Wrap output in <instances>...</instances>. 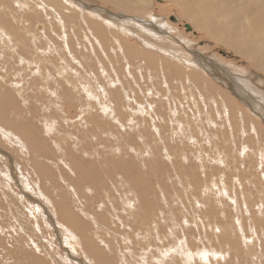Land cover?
I'll return each instance as SVG.
<instances>
[{
    "label": "rangeland",
    "instance_id": "374dc122",
    "mask_svg": "<svg viewBox=\"0 0 264 264\" xmlns=\"http://www.w3.org/2000/svg\"><path fill=\"white\" fill-rule=\"evenodd\" d=\"M42 1L45 2V0ZM230 1H233L232 4L233 7L232 6L231 7L234 9L236 6L241 4V2L244 5H248L249 2H252L253 0L252 1L230 0ZM28 2H31V0H28ZM71 2L74 6L73 5L72 6L69 5V6L72 10V15L74 19L84 18V14H88L89 16L91 15L90 17L93 19V21L95 20L97 22L103 23L105 26H108L107 23L103 22L101 18L98 19V15L94 13L93 14L89 13L88 10H84V8H82V6L84 7V3H83L84 0H72ZM172 4L173 3L168 0L165 1L151 0L149 4V9L146 11L145 14H135V15L127 14L128 15L127 17L134 18V20L136 19L135 21H132L133 23L130 25L132 26L134 24L136 26L135 28H137V26H140L141 25L140 22L142 21L145 23H147L146 21H150L147 14H151V13L153 15H156L158 19V21L155 22L156 26L167 27V29L164 28L163 31L164 34H157L156 30L154 31L151 30L153 33L156 32L154 33L155 35L152 34L151 31H149L151 29L150 27H145L146 30L148 29L147 32L144 35H142L148 38V40L144 41L145 43H143L141 40L139 41L138 38L136 39L135 36H131L132 39H136L137 43L141 42L143 44H147L146 49L158 56L159 53L160 56L163 55L166 56L167 54L169 55L168 51L172 53L180 52L179 54L180 57L186 60L184 61V63L194 60L195 55L193 54V52L198 50L205 53V57L207 58L208 57L210 58L211 56L212 57L216 56L217 58L221 59L223 63L224 62L225 64L229 63L235 66L236 68L246 69L248 67V63L245 60L241 59L238 55L234 54L232 51L224 48L223 46L214 48L210 40L203 38L201 39V32L197 29H194L193 25L189 23V21H187L186 18L184 17V13L182 12V10H179V7L172 6ZM97 5H100L99 7L104 8V10L107 12L104 13L105 11L102 8H100V11L102 12L104 11L103 13L102 12L100 13L103 16H107L109 14H115V15L116 14L120 15L123 13L126 14V12H120L108 6H103L101 3H98ZM97 5H95L96 9H98ZM186 6L190 9H193L195 7V5L193 4H188ZM250 6L252 8L246 6V8H248L249 10H246L245 16H250L251 18L253 15L256 14L257 8L253 7L252 5ZM43 9L45 10V12L48 13L50 17H52L50 18V20L52 21L51 23L58 25L60 31L63 34L64 26L61 25V22L58 20L59 13L57 12V14H55L56 11L51 12L45 7H43ZM10 10L11 8L8 9L9 13L13 15L14 12H10ZM12 10H14V8H12ZM31 11L37 12L36 7L34 6ZM31 11L27 12L26 14L28 15L33 14ZM11 14H8V19H9L8 22H12ZM244 18H242V20L239 21V24H241L244 21ZM104 19L107 20V18ZM173 19L175 20L172 21ZM33 25H35V23ZM113 28L115 29V27ZM123 30L124 29L122 28L120 30L118 29L119 32L116 30V33L120 37H127L128 36L127 31L126 30L123 31ZM52 31L51 29H47L46 34L53 35L54 36L53 39L46 40V38L44 39L39 34L37 36L38 41L40 43L47 44L50 47L49 56L52 54L53 56H55L56 53L58 54L60 53L58 52L60 50L55 48V47L58 48L59 44L61 48L66 45L71 46L68 42L64 43L65 40L63 41L60 35H56L55 32ZM86 32L87 30L84 29V34L81 35L80 32L76 31L75 29H71L70 40H73L72 43L77 47L78 51H76L77 54L76 56L79 57L77 59L75 58L73 54V49L71 48L72 55L69 56V62L73 67V68L71 67L73 69V73L72 75L66 71L61 73V76L63 77L67 74L70 75L69 77L70 82L68 81L69 82L68 86L73 91L72 93H75L74 99H72L71 101H65L60 97H59L60 99L56 98V96L54 95V93L56 92V88H54L55 86H52L53 90H50L48 89V87L46 88L44 86V87H40L38 90L43 92L47 96V98L49 97L51 99L50 104L49 103L45 104L44 102L40 103L37 100L36 96L31 100H26V102L30 104V110L32 108H40L39 112L42 111V113H46V114L48 113L49 115L52 110L57 111L56 113L57 118L54 119L55 121H53L49 117L40 116V118L37 119L38 122L36 123L37 127L39 126L38 131L42 132L43 134L45 133L44 135H46V137L48 136L47 139H49V143L52 144L51 142H53L55 148L60 147L59 150L61 151V145L64 147V143L66 142L65 147L67 146L71 149V145L67 141L72 140L71 143L73 144V150L75 151L77 145L79 144V142H81L80 139L83 137L84 134V138L85 137L86 138L84 139V145H83L84 153L82 154V156H84V154L85 155L87 154L86 153L88 148L87 145L90 143H91L90 144L91 150H98L97 152L106 150L105 153L101 154L100 156L94 154L96 152H90L89 153L90 156H85L83 159H87L89 162L94 163L95 169L97 171H100L102 175L105 174L106 178L107 176L110 178L109 181L105 180L103 184L101 183V186L102 185L109 186L110 190L109 192L107 191L100 192L98 197L96 193L99 192V189L97 188L98 185H96L94 186V188H89L87 190L90 193L89 199L84 198L85 188L84 185L82 184L81 179L79 177L77 178V176L74 175L73 171L70 169L68 165L67 167L65 166L64 169L66 171L68 169V171H71V173L73 174L72 178L67 179V181L71 180L76 190L71 187L69 188L67 187V189L71 194V197L68 199L70 200L73 208L76 211H74L75 212L73 213L74 215H67L66 218L62 217L61 215H63L64 208L62 207L61 209L59 205L62 202L63 198L56 193L55 189H53L54 187L52 186V184L49 181L47 182L45 180V177L39 174L36 171L35 166L33 165L32 161L34 155H40L39 151L37 149L33 150V148L27 150L25 146L28 145L29 143L27 142L26 138L20 137L19 135H17L18 133L13 130L6 131L4 129L5 132L9 133L10 135L13 133L15 135L14 136L12 134L14 137L12 135L11 136L3 135L2 131L4 130L1 131L3 126L0 125L1 126L0 127L1 128L0 129V264H96L94 260L91 261L94 258L96 252L94 251L90 252L86 250V246H84V239H85L84 236L86 235H91L95 239V242L97 241V243H101L104 238L106 241L108 252L109 250L113 254L117 252L116 255L114 256H117L118 260H121V264H128L126 263V261L124 262V260H126V258L130 256H132V261L130 264H140L139 262L141 259H142L141 261H144V263L151 262L150 264H159L157 263L158 262L157 259L161 258L162 254L165 253L166 251L168 252V255L164 260L166 263L162 261L163 264H194V262H196L195 264H264V201H263L264 195L260 196L254 193L255 195L251 196L250 198V203L247 201L246 195L245 197H243V195L240 197H236L240 192L243 193L245 192L244 187H242L243 185L242 182H240V185L238 182L236 185H232L229 180L228 183L226 184L225 178L222 175L215 177V179H217L215 186L208 187L211 184V180L214 179L213 174H211V171L218 172V169L216 170L215 166H212L213 168L208 167L211 163L209 162V160L211 161L212 155L219 156L220 154L216 153L211 145H210L211 147L208 146L209 144L206 142V139L205 141L202 142L201 141L195 142L194 140H192L191 133L192 132L194 133V126L193 127L191 126L192 132L190 131V124L192 122H194L196 125H201V126L204 123L205 126L208 127L209 120L206 116V110L203 111L202 109V113H199L201 116L198 115V117L196 118L189 117L188 120H185L184 119L185 117L182 118L181 122L183 123L184 127L181 128L182 125H180V130L177 131L178 133L176 132L177 135H174L176 129H172L171 126L170 129L166 125V131L168 135L163 137H159V135L153 134L154 131L152 130V125H154V120L152 121L150 117H147V113H149V111H146L145 116L144 114L141 116L142 119L144 118L143 121L145 122V124L142 123L141 125L143 127H146L149 133L146 131L145 134L142 135L140 132V129L142 128L141 127L134 136V132H135L134 130H136L137 128L135 127L136 122L132 124V122L126 121L127 119H124L123 124H121V126L119 125L118 127L116 126L117 128H113V126H115L114 123L117 122L115 116L117 113L116 112L117 108L112 103H108L107 107L106 105L104 106L101 97L100 99L102 101L101 104L103 105V107H105L106 111H109L110 113L104 116V118L106 117L108 118L102 119V121L104 122L108 121V123L111 122L110 126L112 127L106 128L107 130L104 133H102L101 131L102 127H100L99 129V127H97L98 125L97 122L93 123L90 121L95 115L98 116L101 115L103 107L101 109V104L94 101V99H91L93 101L89 100V104L84 100L87 98L88 95L92 97L94 95L91 94L89 90H88L89 94L87 96H86V92L84 93V86L88 82H89V86H92L91 90L93 92L96 91L98 97H99L98 92H100V90L97 88V84H99L97 81L98 75H96L93 72L94 74L91 76V79L93 80L92 81L91 79L87 80L89 79L88 73L91 72L90 69L92 68V70H97L98 72H100L99 74L104 75V77H106V74H104L103 72L102 69L103 66H101L100 63H97L95 58V53L93 51H90L91 56L93 58H89L87 60L84 59V53H82V51H84V45L87 44L86 36H88L87 35L88 32L87 33ZM109 32L113 33V29L110 28ZM148 33L149 34L151 33V35H148ZM183 33L185 34L183 35ZM59 37L62 40L61 39L59 40ZM185 39L188 40V42H191L189 44L190 46L187 45L186 43L185 45L183 44L181 45L180 42H184L183 40ZM151 43L153 45H158L159 48H156L155 50L150 49L149 47ZM173 43L178 46L176 45L174 46ZM180 45L183 47L187 45V47L191 52V55L189 54V57L185 52V48L181 47ZM4 50L5 49H3V47L0 46V52L2 53V54L0 53V62L2 55L3 57L4 55L5 56L9 55L8 52L7 51L5 52ZM3 52H5L6 54H4ZM183 53L185 55L184 57H182ZM9 57H12V59H9ZM100 58L101 59L99 60L100 62L103 61L102 62L103 64L106 63L107 66L111 64L109 61L104 62V60H107L105 58V53L102 54ZM171 60H173L172 62L174 64L172 65L181 68L179 70L184 71V73L189 72V70L186 71L188 65V68L194 70V72H197L196 74H199L200 70L195 66H193L192 64H184L183 62L174 59V57ZM1 63L2 66L9 68L7 77L10 78L12 77L13 80L20 81L23 79L27 82L34 80L35 84L37 83L39 77L40 79L44 78L45 83L48 82V80H46L47 78L51 80L50 73L48 74V72L45 70L44 71L39 70L40 72L34 71L35 69L34 66L33 69L29 71L19 70L22 79L18 78L20 74H18L17 76H15L16 78H14V74L18 73L17 69H20L19 65L27 64L26 61L20 58H15L14 56L9 55L8 58L7 57L4 58L3 62ZM31 63L34 64L36 63V61L31 60ZM81 63L82 65H80ZM239 64L241 67L239 66ZM125 65L127 64L125 63ZM10 67L13 68L15 71ZM227 67L229 68V66ZM155 69L158 71L157 73H162L161 67H156ZM57 70H61V68L57 67ZM84 70H87V72H85ZM213 70H214L213 74L219 73L217 70L215 69ZM251 70L252 72L256 71L253 68H251L249 71ZM75 72L78 74L77 77ZM108 72L111 74L113 73L111 68H108ZM211 73L212 72L210 70L207 76L212 80L216 81L211 77ZM254 73L256 74H252L251 76L252 78H254L253 80L256 79L259 80L261 79V77L264 78V74L260 75L257 74V72ZM56 76L58 75L55 74V76L52 77L60 78V76L58 77ZM187 76H190V74ZM6 78L4 79L3 82H5ZM216 82H218V84L221 86V82L219 81ZM37 84H39V82ZM25 85L16 87L17 90H20V92L23 93L20 94L23 100L25 96L24 93H29L30 90L28 85L24 87ZM59 94H60V90H59ZM77 96L79 97V99L77 98ZM32 101H33V105H32ZM22 102H23L22 100H19L20 107H24V102L23 104ZM145 102L146 101H144V103ZM55 103L56 106L54 105ZM90 103L92 106L90 105ZM98 104H99V109H97ZM130 104L135 105V103H131V102ZM137 104L138 103H136V105ZM146 106L147 105H144V108H146ZM63 108H68L69 112L63 113L62 112ZM125 110H127L126 115H129L130 114L129 108H125ZM94 112H96L95 115ZM88 114L90 115V117ZM63 115L64 117H62ZM130 115L133 116V114ZM251 115L253 117L255 116L254 118L260 120V122L264 126V121L260 117H258L253 113ZM156 118L158 119V117ZM56 120L58 122L60 121V123H58ZM206 121H207V125H206ZM156 122L159 125H163L161 124V122H164V120L163 118H159V122L158 120H156ZM217 122L219 124L221 123V120L218 119ZM124 123L127 124L128 127ZM137 125L139 126L140 124ZM64 126L68 128H65ZM129 126H131L130 128L133 131L129 128ZM219 129L222 130L221 128ZM127 133H130L132 135V139L128 138ZM171 134H173L174 136H172ZM223 135L224 138L222 137L221 140H225L229 138L230 130L225 131ZM70 136L73 137V139ZM117 136H119L120 138L119 141L116 139ZM238 136L239 138L241 137V139L243 140L245 139V136H242V134ZM18 137L21 138L25 144L23 143V145L21 144L20 146V144L17 143L19 142L17 140ZM251 137H253V135H249L247 137L250 139L252 143L251 144L249 142L250 150L256 151L258 149L257 148L258 146L256 148L253 146L254 141ZM247 138L245 139V141L247 140ZM183 145L186 146V149H190V150H187V152H185L182 149ZM205 151H212L211 155L208 156L207 154H205ZM16 152L19 153L15 155ZM54 152L56 151L54 150ZM200 153H201L202 161L198 158L200 156ZM206 156H207L206 159L207 161H205ZM222 157L224 158L225 156L223 155ZM223 158L222 160L224 161L225 167L227 166V168H234V167L237 168V166H239L238 162H235L236 164L235 165L231 160L229 161L228 157H226L227 159L226 158L223 159ZM179 161H180V165H179ZM203 163H207L208 165ZM62 164L64 165V163ZM187 165L190 166V169L186 168ZM204 165L208 167L207 169H209L210 171H206L205 169L204 171L203 170ZM123 172L128 174L129 178L125 179V181L123 180L124 182L121 183L114 182L117 181L118 175H120ZM198 178L203 183L202 187H200V185L198 184V180H197ZM111 179L114 181H111ZM61 183H63V181ZM231 186L235 188L232 189L234 190L233 192H231V188H232ZM237 187H239L240 191L237 189ZM142 188L143 191H145L144 195L140 191ZM215 188H217L218 190L221 189L222 191L226 189L228 193L232 196V198H234L237 201L238 206L235 200L233 202L230 199L225 201L222 199L220 200L219 199L220 197H218V195L219 196L221 195L219 194V192H217L218 190ZM138 190L140 193L139 195H136L138 193ZM209 191H210V195H209ZM73 195L75 196L77 195L76 196L77 198ZM129 200L132 202H130ZM87 204L88 207L85 208ZM147 204H149L150 206L148 207ZM92 205L93 208H91ZM151 206L152 208H150ZM135 207L136 209H134ZM90 208L91 211L89 212L88 210ZM96 211H98L100 215H107L106 224H108L109 226H107L106 231L105 230L100 231L99 228H98L99 231H97V227H96L97 224L95 223V219L97 216L100 217V215H94ZM128 211H130L131 215H137V216L129 220L130 215H126ZM161 214L163 215V217ZM77 219H80L81 221L79 220L78 222ZM84 220L88 221L91 225H93L96 228L95 229L96 232L92 233L93 230H89L90 227H88V229L87 227L84 229V227L80 224ZM132 221H136L139 224L134 227L133 225H131ZM113 222H114L113 226L116 229L114 230L113 233H110V226ZM137 226L138 227L140 226L139 232L135 229ZM144 230L146 232H144L143 234ZM121 232H122V237H119ZM112 237H118L119 239L117 241L115 238ZM196 239L199 241V244L198 241H194ZM218 239L220 242L218 241ZM75 241L77 242V244ZM136 242H141L139 243L140 248H138L139 245ZM142 245L143 246L146 245L147 249L146 248L144 249V247L141 248ZM180 245L185 248H183L182 250L181 247H179ZM149 247L150 249H148ZM178 247L180 248V250L178 249ZM74 248L77 249L75 250ZM191 248L193 249L191 250ZM196 248H198V250H196ZM208 250L210 252V255H207ZM170 251H177V254H174L173 252L170 254L169 253ZM184 253H186L185 257H184L185 255ZM197 253H201V255ZM193 254L196 255L194 256ZM255 255H257L258 258L257 256L255 257ZM153 256L155 258H153ZM201 256L202 258H205V260H207L206 258H208V261L205 262V260L202 259ZM198 257L200 258L197 259ZM154 259L155 261H153Z\"/></svg>",
    "mask_w": 264,
    "mask_h": 264
},
{
    "label": "bare ground",
    "instance_id": "6f19581e",
    "mask_svg": "<svg viewBox=\"0 0 264 264\" xmlns=\"http://www.w3.org/2000/svg\"><path fill=\"white\" fill-rule=\"evenodd\" d=\"M71 1L70 0H45V2H43L42 0H31V2H28V0H11V1L10 0H0V12H1L0 14V46L3 47V49H5L4 51L5 52L7 51L10 56H14L15 58H20L27 62V64L19 65L20 69H17L18 73L15 72L16 74H14V78H16L15 76H17L18 74H20L19 70L29 71L33 69V66L35 68L34 71L38 72L39 70H43V71L45 70L48 72V74L50 73V76H51V80L49 78L46 79L48 80V82L46 81L47 83H45L44 78L40 79L39 77L38 79L39 81L37 80V83L39 82V84L37 83L35 84L34 80L28 81V82L23 80L21 74L18 76V78H21L22 80L20 79H18L20 81L13 80L12 77L11 78L7 77L9 68L2 66V63H1L3 62L4 58L6 57L8 58L9 55L7 56L4 55V57L2 55L1 62H0V78H1L0 79L1 80L0 81V125H2L3 128L2 129L0 128V129L1 131L5 129L6 131L13 130L17 132L18 133L17 135H19L22 138H26L27 142L29 143L28 145L25 146L27 150H30L33 148V150L37 149L39 151L40 155H34V158L32 161L33 165L35 166L36 171L39 174L43 175L45 177V180L47 182L49 181L52 184V186L54 187L53 189H55L56 193L63 198L62 202L59 205L61 209L62 207L64 208V212L62 211L63 215L61 216L66 218L67 215H74L73 213H75L74 211H76L73 208L72 203L68 199L71 197V194L67 189V187L68 188L71 187L76 190L74 184H72V181L71 180L67 181V179L72 178L73 174L71 173V171H68V169L66 171L64 169L65 166L67 167L68 165L70 169L73 171L74 175H76L77 178L79 177L81 179L82 184L84 185V188H85L84 198L89 199L90 193L87 190L89 188H94V186L96 185H98L97 188L99 189V192L96 193L98 197H99L100 192L102 191L109 192L110 190L109 186H103V185L101 186V183L103 184L105 180L109 181L110 178L108 176L106 178L105 174L102 175L100 171H97L95 169L94 163L89 162L87 159H83L85 156H90L89 154L90 152H96L94 154L100 156L101 154H104L106 150L100 151V152H97L98 150H91L90 148L91 143H90L87 145L88 147L86 151L87 154L86 155L84 154V156H82V154L84 153V146H83L84 139L86 138V137L84 138V134H83V137L80 139L81 142H79L78 145L76 144L77 151L73 150V144L71 143L72 140L67 141L71 145V149L67 146L65 147V143H66L65 142L64 147L61 145V151H60L59 150L60 147L55 148L54 147L55 145H53V142H51L52 144H50L49 139H47L48 136L46 137V135H44L45 133L43 134L42 132L38 131L39 126L37 127L36 125V123L38 122L37 119H39L40 116L41 117L46 116L52 119L53 121H55L54 119L57 118V115H56L57 111L52 110L49 115L48 113L47 114L42 113V111L39 112L40 108H32L30 110V104L26 102V100H31L36 96L37 100L40 103L44 102L45 104L46 103L50 104L51 99L49 97L47 98V96L43 92L38 90L40 87H44V86L46 88L48 87V89L50 90H53L52 86H55L54 88H56V92L54 93V95L56 96V98L60 97L61 99L65 101H71L72 99H74L75 93H72L73 91L68 86V83L70 82L69 81L70 75L67 74L64 77L61 76V73L65 71L71 75L73 73V69H72L73 67L71 66V63L69 62V56L72 55V49H73V54L75 58L77 59L79 57V56L78 57L76 56L77 55L76 51H78L77 47L72 43L73 40H70L71 29H75L76 31L80 32L81 35L84 34V29L87 30L88 32V33L86 32L88 35L86 36L87 44L84 45V51H82V53H84V59L87 60L89 58H93L90 53V51H93L95 53V58H96L97 63H100V65L103 66L102 68L103 72L104 74H106V77H104V75L99 74L100 72H98L97 70H92V68L90 69L91 72L88 73L89 79L87 80H90L91 76L94 73L98 75L97 81L100 85L97 84V88L100 90V92H98L99 94V97H98L96 91L93 92L91 90L92 86H89V82L87 81L88 83L86 82L87 84H85L84 86V93L86 92V96H87L89 94L88 92L89 90L90 93L94 95L93 97L88 95L87 98L84 100L88 102V104H89V100L93 101L91 99H94V101L98 102L99 104H101V102L103 101V105L104 106L106 105V107L108 103H112L113 105H115L117 108V111L116 110L114 111L117 112L115 115L117 122L114 123L115 126H113V128H117L119 125L121 126V124H123V120L127 119L126 121H130L132 122V124L136 122L135 127L137 128L136 130H134L135 131L134 136L141 127L142 128L140 129V132L143 135L145 134L146 131L148 132V130L146 127H143L141 125L142 123L145 124V122L143 121L144 118L142 119L141 116L143 114L145 116V112L149 111V113H147V117H150L152 121L154 120V125H152V130L154 131L153 134L159 135V137L168 135L166 131V125H167L169 128L171 126L172 129H176L174 135H177L178 133L177 131L180 130V125H182L181 128L184 127L183 123L181 122L182 118L185 117L184 118L185 120H188L189 117L196 118L198 117V115H200L199 113H202V109L203 111L206 110V116L209 120L208 127H206L204 123L201 126V125H196L194 122H192L190 124V131L192 132L191 126L192 127L194 126V133L193 132L191 133L192 140H194L195 142L196 141L202 142V141H205L206 139V142L209 144L208 146L211 145L213 150H215L216 153L220 154L219 156L212 155L211 161L209 160V162L211 163L208 167L213 168L212 166H215L216 170L218 169V172L211 171V174H213L214 179L211 180V184L208 187L215 186V183L217 182V179H215V177L222 175L225 178L226 184L228 183L229 180L232 185H236L237 182L240 185V182H242L243 184L242 187H244L245 192L244 193L240 192L238 196L236 197H240L242 195L243 197H245L246 195V199L250 203V198L251 196L255 195L254 193L260 196L264 195V126L260 122V120H258L257 118H254L255 116L253 117L251 115L253 113L264 121V78L260 76L261 79L259 80L256 79L257 80L256 81V80H253L254 78L251 77L252 74H256L254 72H257V74H260V75L264 74V0H253V1L250 0L252 2H249L248 5H244L242 4V2L241 4L238 3L239 5L234 8L235 10L232 8L233 1H230V0H168L173 3L172 6L179 7V10H182V12L184 13V17L186 18L187 21H189V23L193 25L194 29H197L201 32V39L203 38V39L210 40L214 48L223 46L224 48L232 51L234 54L238 55L241 59L245 60L248 63V67L246 69L236 68L235 66L229 63L225 64V62L223 63L221 59L217 58L216 56L214 57L211 56L212 57V58L210 57L211 59L209 57L207 58L205 57V53H203L202 51H198V50L193 52V54L195 55V59L187 63H184V61L186 60L180 57L179 55L180 52H177V53L173 52L174 53L173 54L172 52L168 51L169 55L167 54L166 56L164 55L160 56V53H159V56H158V55L153 54L151 51L147 50L146 49L147 44H143V43H145L144 41L148 40V38H146L145 36H142L148 30V29L146 30L145 27H150L151 29L149 31L156 30L157 34H164L163 32L164 28L167 29V27L156 26L155 22L158 21V19L156 15H153L151 13V14H147L150 21H146L147 23L142 21L140 22L141 25L135 28L136 26L134 24L132 26L130 25L133 23L132 21H135L136 19L134 20V18L127 17L128 16L127 14L129 15L145 14L146 11L149 9V4L151 0H84L83 2L84 7L82 6V8H84V10H88L89 13H92V14L94 13L98 15V19L101 18L102 21L107 23L108 26H105L101 22H97L95 20L93 21V19L90 17L91 15L89 16L88 14H84V18L74 19L72 15V10L69 6V5L71 6L73 5ZM98 3H101L103 6H108L120 12H126V14L124 13L120 15L109 14L107 16H103L102 14H100L102 12L100 11V8L102 7H99L100 5H97ZM188 4H193L195 5V7L193 9H190L186 6ZM95 5L98 6V9H96ZM250 5L257 8V9L255 8L256 14L253 15L251 18L250 16H245L246 10H249L248 8H246V6L249 8H252ZM34 6L36 7L37 12L31 11ZM43 7L47 8L51 12L56 11L55 14H57V12L59 13L58 20L61 22V25L64 26V29L62 28L63 34L60 31V28L58 25L51 23L52 21L50 20V18L52 17H50L48 13L45 12ZM9 8H11L10 12H14L13 15L9 13L8 11ZM12 8H14V10H12ZM102 9L104 10V8ZM29 11H31L33 14L31 15L26 14ZM107 11H110V10H107ZM104 13H107V12L105 11ZM8 14H11L12 22H8L9 20ZM104 18H107V20ZM242 18H244V21L242 23L240 22L241 24H239V21L242 20ZM34 23L35 25H33ZM113 27H115V29ZM110 28L113 29V33L109 32ZM121 28L127 31L128 33L127 37H120L116 33V30L118 31V29L120 30ZM47 29H51V31L53 30L56 35H60L62 37L63 41L65 40L64 43L68 42L71 46L66 45L61 48L59 44V47L58 48L55 47V48L60 50L58 51L60 53L59 54L56 53L55 56H53V54L49 56L50 47L47 44L40 43L37 38L39 34L44 39L46 38V40L53 39L54 38L53 35L46 34ZM154 33L152 32V34ZM184 34L185 33H183V35ZM148 35H151V33L150 34L148 33ZM131 36H135L136 39L138 38L139 41L141 40L143 43L138 42L139 43L138 44L136 42V39H132ZM60 39L61 38L59 37V40ZM185 40H183L184 42H180L181 45L182 44L185 45V43L189 45L191 43V42H188V40L186 41ZM173 45L175 46L176 44L173 43ZM187 45L185 47L183 46L181 47L185 48V52L189 57V54L191 55V52L189 48L187 47ZM149 48L155 50L156 48H159V47L158 45H153L151 43ZM5 52L3 53L6 54ZM103 52L105 53V58L107 59V60H104V62L109 61L111 63V64L108 63L109 66H107L106 63H105L106 65L103 64L102 63L103 61L100 62L99 60L101 59L100 56L104 54ZM184 56L185 55L183 53L182 57ZM173 57L174 59H177L178 61H181L184 64H192L193 66H195L196 68L200 70L199 74H196L197 72H194V70H191L190 68H188V65H187L186 71L189 70V72H185L186 73L185 74L184 71L179 70L181 68H178L177 66H173L174 65L172 62L173 60H171ZM9 59H12V57H9ZM31 60L36 61V63L34 64L31 63ZM125 63L127 65H125ZM80 65H82V63ZM227 66H229V68ZM57 67L61 68V70H57ZM156 67H161L162 73H157L158 71L155 69ZM108 68L112 69V72H113L112 74L108 72ZM251 68L255 69L256 71L254 72H252V70L249 71ZM71 69H72V72H71ZM213 69L217 70L219 73L213 74V71H214ZM210 70L212 72L211 77L215 79L216 81L221 82V86L218 84V82L212 80L211 78L207 76ZM84 71L87 72V70H84ZM55 74L60 76V78L52 77V76H55ZM189 74L190 76H187ZM77 75L78 74L76 73V77ZM5 78H6L5 82H3ZM25 84L28 85L30 90H29V93H24L25 96L23 100L22 96L20 95L23 93L20 92V90H17L16 87L21 86V85L23 86ZM26 85L24 87H26ZM59 90H60V94H59ZM101 97H102V101L100 100ZM77 98L79 99L78 96ZM19 100H22L24 102V107H20ZM144 101L146 102L144 103ZM130 102L135 103V105L130 104ZM136 103L138 104L136 105ZM99 104H98L97 109H99ZM32 105H33V101H32ZM54 105L56 106V103ZM103 105L101 104V109ZM144 105H147L146 108H144ZM125 108H129L130 114H133V116L130 114L126 115L127 110H125ZM81 111H84V110H81ZM62 112L68 113L69 112L68 108H63ZM95 113L96 112H94V115ZM108 113L109 111H106L105 107H103L101 115L99 116L95 115L92 118V120H90L93 123L97 122L98 123L97 127H99V129L100 127H102V130H101L102 133H104L107 130L106 128L112 127L110 126L111 122L108 123V121L107 122L102 121V119L108 118V117L104 118V116L108 115ZM62 117H64V115ZM156 117H158V119ZM159 118H163L164 122H161V124L163 125H159L156 122V120H158L159 122ZM218 119L221 120V123L219 124L217 122ZM58 123H60V121ZM137 124H140V125L138 126ZM125 125L127 126V124ZM206 125H207V121H206ZM130 127L131 126H129V128ZM65 128H68V127H65ZM219 128H221L222 130H220ZM5 130L2 131L3 135L11 136L13 134L12 133L10 135L9 133H6ZM229 130H230L229 138L225 140H221L222 137L224 138L223 133ZM127 134H128V138L132 139V135L130 133H127ZM241 134L242 136H245V139L249 135H253V137H251L254 141L253 146L255 148L258 146L257 147L258 149L256 151L250 150V146H249V142L251 143L250 139L247 138V140L245 141V139L243 140L241 139V137L239 138L238 135H241ZM171 135L174 136L173 134ZM71 138L73 139V137ZM116 139L119 141L120 139L119 136H117ZM17 140L19 141L17 143H19L20 146L21 144L23 145L24 142L22 141L21 138L18 137ZM168 145H171V144H168ZM182 149L185 152H187V150H190V149H186V146L184 145ZM54 150L56 152H54ZM211 152L212 151H205V154L209 156L211 155ZM17 153L19 152H16L15 155H17ZM223 155L225 156L224 158L228 157L229 161L231 160L234 164L235 162H238L239 166H237V168L236 167L227 168V166L225 167L224 161L222 160ZM198 158L202 161L201 153ZM11 159H14V158H11ZM206 159H207V156L205 157V161H207ZM62 163H64V165ZM207 163H203V164L208 165ZM179 165H180V161H179ZM208 167L204 165L203 170L205 169L206 171H210L209 169H207ZM186 168L190 169V166L187 165ZM128 178H129V175L123 172L120 175H118L117 177L118 182L112 179L111 181H114L116 183H121V182H124L125 179H128ZM197 180H198V184L200 185V187H202L203 183L199 180V178ZM62 181L65 184L61 183ZM231 187H232L231 192H233L234 190L232 189H235V188L233 186ZM237 189L239 190V187H237ZM220 190L217 191L221 195V196L218 195V197H220L219 198L220 200L222 199L225 201V200L230 199L232 202L235 200L234 198H232V196L228 193L226 189H224V191L222 190L220 191ZM140 191L144 195L145 191H143V188ZM139 193L140 192L138 190V193L136 195H139ZM209 195H210V191H209ZM235 202L237 204L236 200ZM147 206L149 207L150 205L147 204ZM87 207H88V204L87 206H85V208ZM91 208H93V205ZM91 208L88 210L89 212L91 211ZM150 208H152V206ZM134 209H136V207ZM94 215H100V213L96 211ZM126 215H130L129 220L137 216V215H131L130 211H128ZM77 220L79 222L80 219H77ZM106 222H107V215H100V217L97 216L95 219V223L97 224L96 226L97 231H99L98 228L100 229V231L101 230L106 231L107 226H109L108 224H106ZM80 224L84 227V229L86 227L87 229L88 227H90L89 230H93L92 233L96 232L95 230L96 228L93 225H91L88 221L84 220ZM138 224L139 223H137L136 221L131 222V225H133L134 227ZM113 225H114V222L110 226V233H113L114 230L116 229ZM139 227L137 226L135 228L138 232L140 231ZM144 232L146 231L144 230L143 234ZM119 237H122V232L120 233ZM84 238H85L84 246H86V250L90 252H93V251L96 252V254L94 255V258L91 261L94 260L96 264H121V260H118L117 256H114L116 255L117 252L115 254H113L110 250L108 252L106 241L103 237H102L103 240L101 243H97V241L95 242V239L91 235H86L84 236ZM112 238H115L117 241L119 239L118 237H112ZM194 241H198V240L196 239ZM136 243L139 245L138 248H140L139 243L141 242H136ZM198 244H199V241H198ZM146 245L144 246L142 245L141 248L144 247L145 249ZM179 247H181V249L183 250V248L186 247V244H185V247L181 245ZM179 247L178 249L180 250ZM148 249H150V247ZM192 249L193 248H191V250ZM196 250H198V248H196ZM172 252L174 254H177V251H170L169 253L171 254ZM207 252H208L207 255H210L209 250ZM184 254H185L184 255L185 257L186 253ZM197 254L201 255V253H197ZM167 255H168V252L166 251L165 253L162 254L161 256L162 259L161 258L157 259L158 261L157 263L163 264L162 261L166 259ZM211 255H212V252H211ZM256 256L257 255H255V257ZM153 258L155 257L153 256ZM199 258L200 257H198L197 259ZM202 259L205 260V258H202ZM206 259L207 260H205V262L208 261V258ZM141 260L139 262L140 264H150L151 263V262L144 263V261H141ZM125 261L126 263L130 264L132 261V256L126 258L124 262ZM153 261H155V259ZM195 263L196 262H194V264Z\"/></svg>",
    "mask_w": 264,
    "mask_h": 264
},
{
    "label": "water",
    "instance_id": "95a60500",
    "mask_svg": "<svg viewBox=\"0 0 264 264\" xmlns=\"http://www.w3.org/2000/svg\"><path fill=\"white\" fill-rule=\"evenodd\" d=\"M175 19H173L172 21H174Z\"/></svg>",
    "mask_w": 264,
    "mask_h": 264
}]
</instances>
